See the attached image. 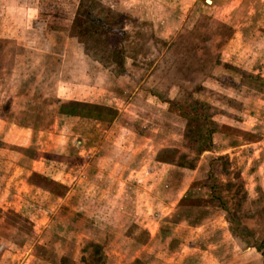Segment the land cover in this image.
Instances as JSON below:
<instances>
[{
    "label": "rangeland",
    "instance_id": "rangeland-1",
    "mask_svg": "<svg viewBox=\"0 0 264 264\" xmlns=\"http://www.w3.org/2000/svg\"><path fill=\"white\" fill-rule=\"evenodd\" d=\"M208 1L0 0V156L72 130L101 170L33 178L68 195L50 224L0 202V264H264V0ZM88 182L116 235L75 210Z\"/></svg>",
    "mask_w": 264,
    "mask_h": 264
},
{
    "label": "crops",
    "instance_id": "crops-1",
    "mask_svg": "<svg viewBox=\"0 0 264 264\" xmlns=\"http://www.w3.org/2000/svg\"><path fill=\"white\" fill-rule=\"evenodd\" d=\"M62 114V113H61ZM67 116V114H66ZM72 116V115H69ZM71 130V129H70ZM70 136L67 137L64 141V146L59 148H53L48 150H42L39 152V154H30V147H32V143L39 142L40 146H46L49 145V143L45 142L44 140L46 138L37 136L36 140L33 142L34 134L26 133L24 137H21V139H18V142L16 144L17 147H22L23 149V157L20 158L18 161H5L0 156V202L1 203H12L14 202H22L23 207H30V208H37V210H44L45 215H42L40 213L36 214L35 212L30 213L27 212V216L32 217L34 220H37L38 218H43L48 221H46L48 224H50V220L55 219V214L59 215V218H65V212H63L62 208H54L53 212L52 209L49 208L48 205L50 204L52 199H57L60 201L59 204L60 207L63 206L64 203L67 205V196L65 197H59L57 198L53 197L57 195L55 191L51 189L45 188L43 185H37L33 180L36 176H42L45 177L48 182H54L56 183L57 180H61L63 176H67L70 179V175H68V172H75V175L79 172H82L85 169V164L89 165V167L86 165V167L91 168L90 174L92 177H98V175L101 174V170L99 168V162L95 163L93 159L87 161L88 158H86L87 151H89V148L84 145L86 141L78 140L75 142L76 146L80 149L79 154H76L73 152V149H76L74 144V139H72V136L75 137V131H67ZM66 132V133H67ZM83 134V133H80ZM45 135V134H44ZM51 138L54 139L56 136L53 132L50 134ZM77 138H80V136H77ZM82 138V137H81ZM85 140V139H82ZM100 142V141H99ZM3 143V142H2ZM95 143L98 144V141ZM96 144V145H97ZM12 150L15 148L11 147ZM35 150V148H33ZM17 149H15L16 151ZM83 150V151H82ZM0 155H1V149H0ZM92 157V156H91ZM22 159V160H21ZM95 160V159H94ZM75 164V165H74ZM6 170L2 168V166H6ZM86 170V172L88 171ZM107 170H110L108 167ZM77 172V173H76ZM48 177V178H47ZM129 177V176H128ZM124 180L127 182L130 180V178H124ZM67 181V180H66ZM85 181V180H84ZM84 181H77L78 183H83ZM136 185H138L137 192L139 195L147 194L150 197H153L154 194L153 189L150 190L152 194L148 191V185L145 187V190L142 188L141 184L139 186L138 181H135ZM58 184L62 186H66L68 182H57ZM128 183V182H127ZM66 184V185H65ZM56 185V184H55ZM130 186L127 184H122ZM80 189V196L76 197V211L79 212V217L90 219L91 225L95 227H101L100 224L107 226L109 230L113 228L112 231L113 234L116 235L117 231L116 225L112 223L113 219L115 218L112 216V214L109 215L106 213H103V215L96 214V211L93 209L96 208V204H99L102 202L100 200L101 198H106L105 196L99 197L100 188L106 189V186L103 184H99V190L94 191V187L91 188V184L88 182ZM26 188V192L23 191V189ZM93 190V191H92ZM14 194V195H11ZM9 194L10 197L9 198ZM47 195V196H46ZM14 197V198H12ZM79 200V202H78ZM86 203V204H85ZM88 203L92 204L90 210V207H85L84 205H87ZM31 204V206H30ZM33 204V205H32ZM33 206V207H32ZM84 206L83 208H81ZM64 207V206H63ZM51 210V211H50ZM110 210V209H107ZM84 211V212H83ZM111 211V210H110ZM19 212V211H15ZM33 213V214H32ZM40 220V219H39ZM101 222L100 224L98 223ZM150 221V220H149ZM153 221V220H151ZM154 222V221H153ZM42 224V223H41ZM36 225V223H35ZM78 226V225H77ZM43 229L47 228L46 223L42 227ZM46 230V229H45ZM43 230V232L45 231ZM157 234H160L159 231H157ZM176 264H180L176 262Z\"/></svg>",
    "mask_w": 264,
    "mask_h": 264
},
{
    "label": "trees",
    "instance_id": "trees-1",
    "mask_svg": "<svg viewBox=\"0 0 264 264\" xmlns=\"http://www.w3.org/2000/svg\"><path fill=\"white\" fill-rule=\"evenodd\" d=\"M78 24H80V23H78ZM84 25H85V26L83 27V29H86L88 33H93V32H94V30H92V27H90L88 24H84ZM95 33H98V32L95 31ZM77 105H79V103H78ZM87 108H90V109H98L99 107H98V106H90V105H86V106H85V109H87ZM108 111H113V112H111V116H110V119H113L114 116L116 115V112H115L114 110H109V109H108ZM72 112H73V111H68V112L65 113V114H67V115H72V114H73ZM60 113L63 114V112H62V108H61V110H60ZM82 114H83V117H87V116H89V114H86L85 112L82 113ZM82 114H81V115H82ZM207 124H209V123L207 122ZM209 125H210V124H209ZM212 133H214V130H211L210 128H207V129H206V135H205L206 137H205V141H208V145H209V146H211V135H212ZM157 159H158V158H157ZM157 159H156V160H157ZM158 161L166 163V160L158 159ZM177 163H180V162H177ZM215 188H216V185L213 183V186H211V190H214ZM231 221H232V220H231ZM96 246H97V245H96ZM96 246H94V247H96ZM258 249H260V248H258ZM96 254H97V255H100V257H101L100 261H103V260H104V256H103L102 252L97 251ZM100 263H101V262H100ZM98 264H99V263H98Z\"/></svg>",
    "mask_w": 264,
    "mask_h": 264
},
{
    "label": "water",
    "instance_id": "water-1",
    "mask_svg": "<svg viewBox=\"0 0 264 264\" xmlns=\"http://www.w3.org/2000/svg\"><path fill=\"white\" fill-rule=\"evenodd\" d=\"M207 4H211V2L207 0Z\"/></svg>",
    "mask_w": 264,
    "mask_h": 264
}]
</instances>
